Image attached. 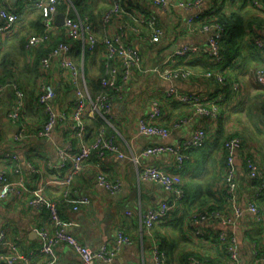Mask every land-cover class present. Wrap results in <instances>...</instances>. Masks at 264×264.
I'll return each instance as SVG.
<instances>
[{"label": "crops", "instance_id": "0c3cea01", "mask_svg": "<svg viewBox=\"0 0 264 264\" xmlns=\"http://www.w3.org/2000/svg\"><path fill=\"white\" fill-rule=\"evenodd\" d=\"M96 1L78 0L75 7L80 15H92V18L98 23L99 33H102L99 19L102 13L107 10L109 0H101L103 9L99 12L94 8ZM166 1L170 3L166 10H161L146 2H140L138 5L130 3L134 10L141 13H155L165 30L164 40L157 46L139 42L144 70L153 66L163 56L179 46L206 48L207 35L198 32L196 26L203 23L205 13L212 7L220 8L224 14L239 12L249 21L259 13L264 17V7L254 6L252 0H202L198 7L187 9L179 8L178 3L190 0ZM12 2L18 3V0H12ZM218 4L220 5L218 6ZM195 16L198 18L195 27L188 28L184 24L185 21ZM34 17V12L25 15L19 24L17 33L4 39L0 52V56L13 52L15 57H19V62L14 63L9 56L10 63H7V67L10 71L3 70L2 57L0 58V79H3L1 82L9 81L11 76H15L19 88L25 94L27 103L22 117L27 137L16 144L13 142V135L17 132V127L7 117L10 104L14 99L13 92L8 89L0 102V156L4 149H13L21 162L24 179L23 188L18 187L7 201L0 202V233L6 237L8 242H18L22 250L37 249L40 241L39 230L49 226L46 209L39 211L28 206L32 195L31 191L39 187L42 179L30 175L26 164L31 162L36 167L45 169L48 161L57 162L55 153L57 146H62L65 142H71L73 146H77V141L72 138L67 126L57 127L47 140H39L34 136L45 120L43 109L36 103V66L40 60V53L24 52L18 47L16 41L19 36L34 33V28L30 25L34 21ZM59 39L61 40L60 32L59 36L54 37L53 40ZM195 58H185L180 63L185 66L192 65L193 70L201 74L203 71L201 60ZM75 60L90 94H97L98 91L94 89L92 79L98 78L102 74L103 65L100 57L93 54L81 56L77 53ZM236 63L237 65L229 69L224 78L222 77L223 81L227 82L226 87L214 78L201 77L200 75L187 81L167 83L149 72L136 74L128 85L113 98L110 120L107 119L105 122L99 116L86 120L87 137L85 142L87 144L93 141L95 129L93 124L98 123L101 126L105 125L107 133L115 137L126 155H138L141 150L149 146L171 145L178 140L188 139L196 129L206 131L209 142L204 150L190 152L189 160L181 170H176L173 157L170 155L163 154L140 159L143 166H157L173 175L186 195L185 202L175 209L173 217L157 224L151 235L144 231L141 213L163 201L170 203V196L154 183L139 181L136 167L128 159H118L111 154L106 155L103 160L97 159L94 155L90 156L82 172L75 177L69 187L73 199L77 195L85 194L89 198L90 204L81 205L77 211H72V205L69 207L62 205L60 198L62 189L60 187L53 186L45 190V196L57 202L60 216L68 223L71 234L86 243L91 249H97L102 245L107 247L115 245L116 235L121 232L129 239L130 244L121 247L111 264L128 262L153 264V246L164 252L166 264H190L191 257H203L211 264H229L230 260H228L224 248L209 242L210 237L214 236L216 231L224 229L230 235H234L238 241L239 260L233 264H264V262L255 263L256 257L253 254L257 248L260 253H264V218L257 223L251 215H247L245 221L234 222L231 204L216 203L232 220V224H207L204 227L206 238L202 241L189 238L185 225L175 222L177 220H172L179 218L180 216H177L189 204H199L208 198V192L214 193L217 199L222 194L220 184L223 159L219 154V146L210 147L217 138L234 137L243 131V136L245 133L244 141H250L253 146L251 147L246 142L248 149L257 155V159L264 166V145L262 146V142L264 143V87L253 82L248 75L250 68L264 69V55L253 48L244 47L241 57L236 60ZM65 78V74L56 70L51 73L50 82L56 92L51 105L56 112L70 114L73 94L67 86ZM234 82L240 84L238 93L232 91L231 85ZM171 86L183 93L222 97L227 104L225 115L213 122L195 114L192 108L170 103L163 97V91ZM153 101L160 103L161 116L158 123L163 126L169 127L175 122L187 120L186 123L173 130L167 139L136 134L138 120L147 118ZM250 115L253 116V126L257 128L256 132L254 128L251 129L253 127L251 124L247 127L243 122V119L246 120ZM234 118L236 122L233 121ZM241 161L239 157L235 163L238 180L235 196L237 205L244 204L245 200L253 194ZM0 167L7 170V176L11 181L17 180V175L11 171L10 164L0 162ZM100 174H104L112 182H121L122 190L117 194H110L97 186L94 180ZM54 260L55 264H81L79 256L64 245L55 248ZM31 264H41V262L36 260Z\"/></svg>", "mask_w": 264, "mask_h": 264}, {"label": "built area", "instance_id": "2783aa9c", "mask_svg": "<svg viewBox=\"0 0 264 264\" xmlns=\"http://www.w3.org/2000/svg\"><path fill=\"white\" fill-rule=\"evenodd\" d=\"M20 6H14L12 0H0V49L6 37L15 35L19 24L29 10L36 11L41 16V31L35 33L26 40L25 52H32L37 48L46 46L53 38L63 37L55 47L43 55L37 66L36 103L43 109L45 120L42 126L35 132V138L47 140L57 127L67 126L77 146L71 142H65L55 148L57 162H47L46 168H40L31 162L26 164L30 175L42 179L39 187L31 191L28 206L37 210H47L49 226L41 228L38 232L39 246L35 250H22L18 242H8L0 233V264H31L40 261L41 264H55L54 250L59 245L70 248L77 254L81 264H111L123 245H129L130 241L121 232L116 235V244L107 247L100 246L91 249L86 243L77 239L69 231L68 223L63 220L59 213L57 202L45 196V190L57 186L62 189L61 202L65 207L71 206L72 211H77L79 206L90 204L85 194L71 197L69 187L75 177L79 175L86 161L94 155L103 160L111 154L118 159H128L136 167L137 179L141 182H150L159 186L162 191L170 196V203H162L152 206L141 213L142 226L146 234L151 235L153 228L160 222L170 218L175 209L185 199L183 188L175 177L157 166L141 165L142 158L158 155H170L174 160L176 170H181L189 160L192 150H199L207 144L208 136L203 129H196L188 139L178 140L171 145H153L144 148L138 155H126L115 137L109 135L106 128L100 126L93 136V142L87 144L86 120L96 116L105 122L111 119L113 98L117 96L136 74L152 73L160 80L173 83L187 81L193 77L201 76L211 78L224 84L222 76L216 73L198 74L193 69L180 63L181 60L191 56L206 55L213 64L221 60L220 40L224 36V29L218 23H201L196 26L198 32L207 35V47L204 49L192 48L183 45L167 53L153 66L144 70L143 58L139 42H146L157 46L165 37V30L155 13H141L134 10L130 3L138 5L146 2L161 10H166L169 2L166 0H109V6L100 17L102 33L88 15H80L75 4L78 0H20ZM202 0H190L179 2L182 9L195 8ZM256 7H264V0H252ZM210 8L208 15L214 12ZM62 15L61 26L57 25V16ZM197 16L185 21L188 28L195 27ZM255 48L264 55V30L255 31L252 37ZM84 56L97 54L103 65V74L99 78L101 91L91 95L82 73L79 70L75 55ZM53 70L66 75V84L70 88L72 99V111L70 114L56 112L51 105L56 95L55 87L50 82ZM251 79L256 84L264 87V70L250 69ZM232 91L238 93L239 83L231 85ZM13 92L14 99L10 104L8 119L17 127L13 135V142L20 143L27 135L22 123V117L26 109V98L18 84L8 83L0 85V102L7 90ZM163 97L170 103L186 105L192 108L195 114L206 117L213 122L217 121L222 112H226L227 104L220 97H212L198 93H183L176 87L171 86L163 91ZM161 116V106L158 101H153L151 110L146 119L138 120L136 134L138 136L167 139L173 130L186 123L183 119L166 127L158 123ZM220 156L223 159V172L221 180V192L225 194V202L231 204L234 222L245 221V216L251 215L258 223L264 218V172L257 155L247 149L242 140L231 137L225 140L220 148ZM242 160L246 178L253 190L245 203H235L238 180L236 174V160ZM0 162L11 165V171L17 175L16 181H11L7 176V170L0 167V202L7 201L9 196L18 188L24 187V179L21 172V162L13 149H4L0 156ZM95 184L110 194H117L122 190L121 182H112L104 174L95 178ZM254 182L257 186L254 185ZM218 223L221 225L232 224L224 211L215 209L212 211H193L188 217L185 227L189 238L202 241L206 238L204 227L207 224ZM209 242L222 246L225 250L229 264L238 262L239 246L237 238L230 235L226 230L220 229L210 237ZM253 254L256 262H264V253L255 249ZM153 264H166V257L156 246L152 250ZM190 264H211L208 260L189 259ZM134 264V263H124Z\"/></svg>", "mask_w": 264, "mask_h": 264}, {"label": "trees", "instance_id": "16d2710c", "mask_svg": "<svg viewBox=\"0 0 264 264\" xmlns=\"http://www.w3.org/2000/svg\"><path fill=\"white\" fill-rule=\"evenodd\" d=\"M20 3H21V1L18 0V3L13 2V5L14 6H20ZM219 5L220 4H218V6ZM213 8L215 10L212 14L208 15L207 12L205 13V18H204L203 23L209 24L212 22H214V23L216 22L219 25H221L225 31L224 36L220 40L221 60L218 63L213 64L212 62L209 61V58L206 55H199V56H197V58H195L196 56H191L189 58H195V59L201 60V68L203 70L202 71L203 74L207 73V72L216 73V71H217L224 78V76L226 75V72L229 71V69H232L233 67H235V65H237L236 60L241 57V51L243 50L244 47L253 48V49L257 50L253 44L252 37H253V33L255 31H263L264 30V17L262 14L259 13V14H256L257 15L256 17H254L251 21H249V19L248 20L245 19V16L243 14H240L239 12H230V13L224 14L221 12L220 8H215V7H213ZM254 9L257 10L256 8H254ZM83 11H85V9H83ZM29 12L35 13L34 21H32V23H30V25H32V27L34 28V33H32V34L27 33L26 35L19 36V38L18 37L16 38L18 47L20 49H22L24 52H25L24 47H25L26 40L29 38V36L40 32L41 28H42L41 27V16L34 10H29L28 13ZM89 17L91 18V20L95 24H97V22L92 18V15H89ZM62 39H63V37H61V40L60 39L59 40H53L50 44H47L46 46H43L40 48H37L34 51H35V53H37V52L40 53L39 55L41 58L43 55L48 53L53 47H55L60 41H62ZM0 52H1V49H0ZM7 63H10L9 56H7V57L2 56L1 66L4 67V69H3L4 71L5 70L10 71V69L7 67ZM37 66H38V64H37ZM191 66L192 65H187V67L193 69ZM255 69H261V68H255ZM262 70H264V69H262ZM37 72L38 71H36V73ZM102 74H103V71H102ZM37 75H38V73H37ZM100 76L98 78L96 77L95 79H92V84L94 86V89L98 92L102 90L100 85H99ZM211 78H213V77H211ZM1 80H3V79H0V85H3V84L6 85L8 83H15V82L18 84L17 80H15V76L14 77L11 76V80H9V81L1 82ZM226 86H227V82L224 80V87H226ZM174 104H176V103H174ZM182 106H186V105H182ZM186 107H189V106H186ZM223 115H225V112L221 113V116H223ZM100 126L101 125L98 123L93 124V128H95L94 132H93V136ZM103 126L105 127V125H103ZM109 135H111V134H109ZM231 137H233V136L222 137V139L217 138L216 141H213L211 143L212 145L210 147L219 146L218 149L220 150L223 142L225 140L231 138ZM238 137L242 140L243 144L248 149V146H247L246 142L244 141V139H242L240 136H238ZM208 142L205 145V147L208 146ZM205 147H203L202 149H199V151L204 150ZM196 151L197 150H192V152H196ZM263 172H264V166H263ZM256 183H258V182H254L255 186H257ZM208 193H209L208 198H206L205 200H202L199 204H195V205L189 204L188 206H186L184 208V210H182L180 215L177 216V217L180 216L179 218H177V219L171 218V219L177 220L175 222H178V223L180 222V223L185 225L188 217L190 216V214L193 211H207L208 212V211H212L215 209L221 210L220 205L218 206V205H216V203L219 204V202H220V204H221L222 202H225V194L223 192H221L222 193L220 195L221 197L219 196V198L217 199L216 196L214 195V193H212V194L210 192H208ZM60 198H61V194H60ZM185 198H186V195H185ZM261 198L264 199V190H263V195ZM184 200L182 201V203L185 202ZM174 214L175 213H172L170 217H173ZM191 258H195V257H191ZM195 259L204 260L205 258L202 257V258H195Z\"/></svg>", "mask_w": 264, "mask_h": 264}, {"label": "rangeland", "instance_id": "374dc122", "mask_svg": "<svg viewBox=\"0 0 264 264\" xmlns=\"http://www.w3.org/2000/svg\"><path fill=\"white\" fill-rule=\"evenodd\" d=\"M102 3H103V2H101V0H97V1H96L95 5H94V8H95L96 11L99 12L101 9H103ZM99 21H100V19H99ZM97 24H98V23H97ZM4 52H5V50H4ZM5 54H7V53H5ZM7 55L10 56V58L13 60L14 63H15V62H19V57H18V56L15 57V55L13 54V52H12V53H11V52H8ZM7 55H5V56L7 57ZM2 56L5 57L4 54H2V55L0 56V58H1ZM95 56H97V54H95ZM250 69H255V68H250ZM248 75H249L250 78H251V75L249 74V72H248ZM246 108H247V107H246ZM255 116H256V115H255ZM233 117H234V116H233ZM252 117H253V116L250 115L249 117L247 116L248 119H247V118H246V120L243 119V122L246 123V126H247V127H249L250 124H251V126H253L254 121H253ZM254 118H255V117H254ZM235 120H236V119L234 118L233 121L236 122ZM253 128H254V131L256 132V131H257V128H255V127L253 126L251 129H253ZM242 132H243V131H242ZM242 132H239V134L237 133V137L240 136L242 139H245V137H244V136H245V133H244V136H243ZM259 136H260V135H259ZM246 140H248V139L246 138ZM246 142H247V141H246ZM247 143H248L251 147H253L250 141H248ZM263 145H264V143L262 142V146H263Z\"/></svg>", "mask_w": 264, "mask_h": 264}, {"label": "water", "instance_id": "95a60500", "mask_svg": "<svg viewBox=\"0 0 264 264\" xmlns=\"http://www.w3.org/2000/svg\"><path fill=\"white\" fill-rule=\"evenodd\" d=\"M61 18H62L61 14L57 16V22L56 23H57L58 26H61V22H60Z\"/></svg>", "mask_w": 264, "mask_h": 264}]
</instances>
